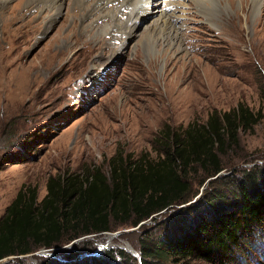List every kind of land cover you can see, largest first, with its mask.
Wrapping results in <instances>:
<instances>
[{
	"label": "rangeland",
	"instance_id": "1",
	"mask_svg": "<svg viewBox=\"0 0 264 264\" xmlns=\"http://www.w3.org/2000/svg\"><path fill=\"white\" fill-rule=\"evenodd\" d=\"M70 1L61 0L52 10L42 9L38 0H9L1 9L10 23L0 17V217L23 184L35 186L40 200L51 175L81 179L96 166L108 175L113 156L156 158L163 148L160 134L181 131L192 121L203 124L210 112L238 104L261 117L250 127L238 128L237 143L228 147L217 178L233 173L236 179L243 169L264 168V0L258 8L253 0H243V7L241 0H205L200 5L213 14L211 22L186 0L183 18L174 21L183 34L178 50L147 32L158 11L171 12L181 0H150V14L131 26L132 34L126 32L132 24L128 8L121 6L111 17L82 16V25L109 27L107 33L95 34L72 24L80 14L76 6L67 10ZM113 4L106 3L105 9L112 10ZM224 7L230 16L222 13ZM48 13L53 22L41 24ZM203 175L199 166L190 169L189 201H198L216 184ZM171 210L145 219L144 228L158 229L162 213ZM111 225L109 232L118 231L112 237L103 232L80 235L20 261L4 258L0 264H53L67 260L65 255L82 245L101 258L121 248L139 259L143 225ZM259 240L246 244L254 254L237 255L239 262L229 264H259Z\"/></svg>",
	"mask_w": 264,
	"mask_h": 264
},
{
	"label": "trees",
	"instance_id": "2",
	"mask_svg": "<svg viewBox=\"0 0 264 264\" xmlns=\"http://www.w3.org/2000/svg\"><path fill=\"white\" fill-rule=\"evenodd\" d=\"M260 117L259 111L253 113L243 104L212 111L203 124L192 121L181 131L160 134L163 148L156 158L113 156L108 175L96 166L81 179L49 176L40 200L35 186L21 185L0 217V260L20 261L40 248L111 230L114 221L144 228L145 219L172 209L162 213L161 227L143 229L139 259L121 248L101 258L82 245L68 252L67 260L55 263L155 264L170 259L176 264H229L239 262L237 255L244 257L251 250L254 254L246 244L260 239L255 251L257 262L264 264V168L243 169L236 179L233 173L211 178L209 184L216 182L212 189L198 201H189L190 169L199 166L203 180L220 172L228 147L237 143L238 128L250 127ZM223 178L227 185L217 183ZM83 251L88 254L81 255Z\"/></svg>",
	"mask_w": 264,
	"mask_h": 264
},
{
	"label": "bare ground",
	"instance_id": "3",
	"mask_svg": "<svg viewBox=\"0 0 264 264\" xmlns=\"http://www.w3.org/2000/svg\"><path fill=\"white\" fill-rule=\"evenodd\" d=\"M8 1L9 0H0V13H1L0 17H1V21L4 20V22H9L10 23V20L4 19V18H7V16L6 17L3 16L4 13L1 12L2 11L1 9H3L5 7V3H7ZM38 1L43 3L42 9L48 7L50 9L54 10L56 7L59 6V3H60L61 0H38ZM85 1L88 4H86ZM185 1L186 0H181V2L175 3V5H173V8H172L171 12H167L166 9H162V10L158 11L159 13H158V15H156V18L154 19V21H153V23L151 25V28L148 30L147 36L151 37L153 35H156L157 37L162 38L166 42V45H167L168 48H175V49L178 50L180 48L179 40H181L180 37L183 36V34L181 32H179L180 29L178 27L176 29L174 21L175 22L177 20L181 21V19L183 18V14H184L183 13L184 12L183 11V7H184V5L186 3ZM203 1H205V0H192L191 2L195 4V7L197 5L195 13H199L201 16L202 15L205 16L206 20L211 22L213 14L211 12H209L206 7H203V6L200 5V3H202ZM260 1H262V0H253L255 8H258L257 6H258V3ZM33 2L34 1H30L29 4H31ZM108 2H116V4H113L114 6H113L112 10L111 9H109V10L105 9V6H107L106 3H108ZM23 3L26 4V1L23 2ZM70 3H71V1L69 2V7H68L67 10L71 11L70 7H72V6L75 7L76 6L77 7V11L76 12L78 14H80L79 18H78L77 15L75 16V19L78 18L77 19V23H75V19H74L72 24H74V25H79L80 24L81 27L83 28V30L86 28L85 31L86 30L87 31L93 30L95 32V34H98V33H102V32L107 33V30L109 29V27L107 25H103V26L94 28V27H92L91 24H89V26L82 25V21L84 20V19L82 20V16L85 17V18L88 17V16H92V17L96 16L95 18L98 17V19L99 18H104V17H111L112 14H113V11L116 13L117 10L120 11L121 6H123V8H128L129 9L128 16L130 17L129 21L132 20V24L129 25V27L127 28L126 32L131 33L132 32V30H131L132 27L131 26L136 25L135 22L137 20H140V18L145 17L150 12L151 1L150 0H93V1H91V0H73V4H70ZM240 3H241V6L243 7V0H241ZM47 4H48V6H47ZM232 7H233V5H232ZM225 8L226 7H224V11L222 13H224V14L227 13L228 16H230L229 13L225 10ZM241 9H239V10L241 11ZM14 12L15 11H14V9L12 7L10 9V11H9V14H10L9 17L11 19L13 17L12 14H14ZM207 12H209V13H207ZM68 13L69 12H67V14ZM51 14L52 13H48V15H43L40 18V23L43 21L45 24H49L50 25L53 22V19H54L51 16ZM65 15H66V13L64 14V16ZM121 17H123V16H121ZM119 18H120V16H119ZM95 23H97L96 20H95ZM113 23H114V21H113ZM13 24H15V23H13ZM112 25L119 27L120 23L116 22V23H114ZM122 25H123V28L128 26V24H126V23L122 24ZM95 34L93 35V33H92V36L97 37V35H95ZM92 36L90 35V37H92ZM148 40H149V38H148ZM109 236L112 237L113 235H109Z\"/></svg>",
	"mask_w": 264,
	"mask_h": 264
},
{
	"label": "water",
	"instance_id": "4",
	"mask_svg": "<svg viewBox=\"0 0 264 264\" xmlns=\"http://www.w3.org/2000/svg\"><path fill=\"white\" fill-rule=\"evenodd\" d=\"M217 174H219V172H218ZM217 174H215V176H217ZM215 176H212V177H209V178H213V177H215ZM209 178H208V179H209ZM117 232H118V231H114V232L103 231V233H106V234H109V235H113V236H114L115 233H117ZM125 245H126L131 251H132L133 254L136 255V252L133 251V249H132V247L130 246L129 243H126ZM39 251H46V250H43V249H42V250H39Z\"/></svg>",
	"mask_w": 264,
	"mask_h": 264
}]
</instances>
